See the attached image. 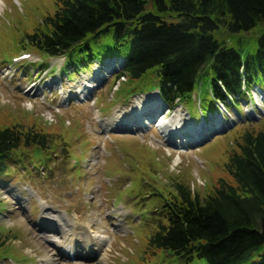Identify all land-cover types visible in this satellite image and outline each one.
Segmentation results:
<instances>
[{"label":"rangeland","instance_id":"374dc122","mask_svg":"<svg viewBox=\"0 0 264 264\" xmlns=\"http://www.w3.org/2000/svg\"><path fill=\"white\" fill-rule=\"evenodd\" d=\"M57 8L56 0L0 1V130L18 126L47 136L45 146L22 145L0 168V264H40L46 251L59 264H98L96 256L71 257L54 243L60 234L51 219L63 225L64 218L91 220L93 228L109 234L108 264H186L149 244L160 207L178 184L206 197L220 178L233 181L225 166L230 154L246 130L264 129L263 91L254 88L247 101L231 104L229 111L221 107L210 118L212 99L205 86L175 108L163 105L164 114L180 108L194 128L206 124L196 139L185 134L183 143L167 139L158 127L161 113L141 127L108 128L107 118L120 111L130 118L140 99L154 94L161 100L158 91L141 93L151 82L132 83L118 72L97 78L89 60L64 71L65 57L26 44L27 34ZM151 9L149 4L146 10ZM262 32L264 22L237 34L222 27L216 36L238 46ZM93 52L124 54L97 46ZM89 82L95 85L84 93ZM188 264L209 262L195 257Z\"/></svg>","mask_w":264,"mask_h":264},{"label":"trees","instance_id":"16d2710c","mask_svg":"<svg viewBox=\"0 0 264 264\" xmlns=\"http://www.w3.org/2000/svg\"><path fill=\"white\" fill-rule=\"evenodd\" d=\"M56 2L55 13L27 34L26 44L65 56L66 69L88 60L122 64L132 83L151 82L146 92L159 91L171 108L204 84L212 99L209 116L239 106L256 87L264 92V32L238 46L216 36L222 27L237 34L264 22V0ZM149 4L153 9L146 10ZM94 46L124 54L95 57ZM46 140L34 129L0 130V168L22 145L45 146ZM237 146L225 165L233 181L220 178L206 197L178 184L177 193L163 201L149 240L154 250L186 264L195 257L209 264H264V129L246 130Z\"/></svg>","mask_w":264,"mask_h":264},{"label":"bare ground","instance_id":"6f19581e","mask_svg":"<svg viewBox=\"0 0 264 264\" xmlns=\"http://www.w3.org/2000/svg\"><path fill=\"white\" fill-rule=\"evenodd\" d=\"M94 85L95 84L91 82L84 85L83 92H86L85 89L93 88ZM163 105L164 104H162L160 100H157L154 94H151L136 102L134 108L131 109L130 118L127 117L125 111H120L116 112L112 118H107L104 123L108 128H115L119 125L123 126L126 123L139 126L141 124L147 125L150 122V116H154L155 113H161V110L164 107ZM142 111H144L143 114ZM137 115L144 118H142L140 122H137ZM156 124L162 129V132L167 139L177 137L176 141L182 143L184 142L185 134H192V138L196 139L198 131L200 130L201 132L204 127H207L205 123L202 124L200 128H194L192 125L185 123L183 111L180 108L174 110L172 113H161L156 119ZM207 130L210 131L212 129L209 128ZM48 217H50V214ZM51 220H56L57 227L54 231L59 232L60 234V238L53 239V241L65 254L71 257L92 255L96 256L98 264H108L110 250V236L108 233L93 228L91 220L80 221L78 219L72 220L64 218L65 223H63V225L58 222V219ZM41 228L48 230L45 225ZM40 260V264H59L57 259L47 251L42 255Z\"/></svg>","mask_w":264,"mask_h":264}]
</instances>
